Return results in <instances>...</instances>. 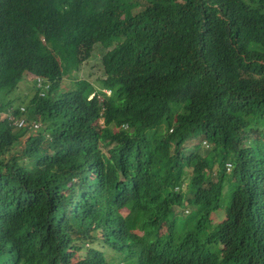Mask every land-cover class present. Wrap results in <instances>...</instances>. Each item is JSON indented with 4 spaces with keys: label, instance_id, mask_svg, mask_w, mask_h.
<instances>
[{
    "label": "trees",
    "instance_id": "obj_1",
    "mask_svg": "<svg viewBox=\"0 0 264 264\" xmlns=\"http://www.w3.org/2000/svg\"><path fill=\"white\" fill-rule=\"evenodd\" d=\"M0 264H264V0H0Z\"/></svg>",
    "mask_w": 264,
    "mask_h": 264
},
{
    "label": "clouds",
    "instance_id": "obj_2",
    "mask_svg": "<svg viewBox=\"0 0 264 264\" xmlns=\"http://www.w3.org/2000/svg\"><path fill=\"white\" fill-rule=\"evenodd\" d=\"M27 81L31 82V84H32V86H31V89L33 90L32 94L36 93L40 97H44L46 92L51 87V84L49 81H47L41 77L28 75V76H26V78H24L23 81H21L18 84L19 85V92H21V91L25 92V91L21 90L20 86L23 84H26ZM105 92L107 94L110 93L109 91H105ZM25 93H27V92H25ZM22 110H24V112L18 116H15L12 113V109L9 112H3V115L8 119L12 129L14 131L26 129V130L31 131V132L38 130L41 126L40 122L36 121V120L28 119L27 110H25V108H22ZM124 128H127V126H124ZM227 166L229 169L231 168L230 164H228Z\"/></svg>",
    "mask_w": 264,
    "mask_h": 264
},
{
    "label": "rangeland",
    "instance_id": "obj_3",
    "mask_svg": "<svg viewBox=\"0 0 264 264\" xmlns=\"http://www.w3.org/2000/svg\"><path fill=\"white\" fill-rule=\"evenodd\" d=\"M90 72H91V70H90ZM31 86H32V84L29 81H27L26 84H23L20 86L21 90L27 92L28 95L26 97H29V98L33 96V94H32L33 90L31 89Z\"/></svg>",
    "mask_w": 264,
    "mask_h": 264
}]
</instances>
